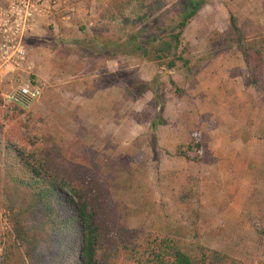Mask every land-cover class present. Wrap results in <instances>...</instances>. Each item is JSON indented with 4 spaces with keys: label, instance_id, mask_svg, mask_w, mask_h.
Returning a JSON list of instances; mask_svg holds the SVG:
<instances>
[{
    "label": "rangeland",
    "instance_id": "obj_1",
    "mask_svg": "<svg viewBox=\"0 0 264 264\" xmlns=\"http://www.w3.org/2000/svg\"><path fill=\"white\" fill-rule=\"evenodd\" d=\"M109 1L0 0V25L6 29L16 14L30 16L25 60L0 66L2 114L16 105L40 118L49 133L62 134L67 159L94 166L119 227L177 232L239 261L258 259L264 77L261 90L250 87L239 76L246 70L238 48L222 35L229 15L246 37L263 35L264 0H211L182 35L190 49L188 70L173 72L120 54L141 29L148 35L157 27L171 30L185 0H135L121 17L103 20ZM147 6L161 10L150 16ZM106 27L110 32L103 36H123L108 49L97 41ZM114 53L117 57L106 58ZM148 84L153 90L159 85L160 99L150 89L140 92ZM26 85L39 88V98L14 103L13 92ZM198 137V163L174 156L176 145ZM7 229L0 210V232Z\"/></svg>",
    "mask_w": 264,
    "mask_h": 264
},
{
    "label": "trees",
    "instance_id": "obj_2",
    "mask_svg": "<svg viewBox=\"0 0 264 264\" xmlns=\"http://www.w3.org/2000/svg\"><path fill=\"white\" fill-rule=\"evenodd\" d=\"M134 1L110 0L102 19L121 17ZM210 1L185 0L180 21L171 19V30L157 27L155 34L148 35L141 29L133 35V45L124 47L120 55L149 63L162 72L188 70L190 49L182 45V35ZM146 9L153 16L161 7ZM107 32L106 27L97 37L104 49L123 38L103 36ZM222 36L240 52L246 71L239 76L253 89L261 90L264 34L246 37L229 15L228 32ZM117 54H107L106 58ZM151 86L143 85L140 92L150 89L155 99H160L163 93L159 85L155 90ZM27 114L16 105L6 116L0 109V210L6 213L8 224V229L0 232V264H264V216L256 229L261 255L249 263L188 242L177 232L119 227L108 189L94 166L86 161L70 162L63 154L62 134L49 133L40 118ZM21 116L26 117L24 122ZM201 148L198 137L176 145L174 156L198 163Z\"/></svg>",
    "mask_w": 264,
    "mask_h": 264
},
{
    "label": "built area",
    "instance_id": "obj_3",
    "mask_svg": "<svg viewBox=\"0 0 264 264\" xmlns=\"http://www.w3.org/2000/svg\"><path fill=\"white\" fill-rule=\"evenodd\" d=\"M24 2L22 1L19 4L24 6ZM16 15L18 18L14 19V25L11 28L8 27L9 29H6V24L0 25V66L5 64L8 66L17 65L25 60L23 38L25 25L30 16L27 11L23 12V15L20 13ZM40 93L39 88H30L26 85L15 90L11 99L18 104L30 103L34 99L39 98Z\"/></svg>",
    "mask_w": 264,
    "mask_h": 264
},
{
    "label": "crops",
    "instance_id": "obj_4",
    "mask_svg": "<svg viewBox=\"0 0 264 264\" xmlns=\"http://www.w3.org/2000/svg\"><path fill=\"white\" fill-rule=\"evenodd\" d=\"M203 10H205V7L199 12V14H198V16H197L198 19L200 18L201 13H202ZM194 21H197V20H193V21L187 26L186 30H185L183 33H186V31L190 28V26L193 24ZM196 28H200V27L196 26ZM190 29H191V28H190ZM174 151H175V148H174Z\"/></svg>",
    "mask_w": 264,
    "mask_h": 264
}]
</instances>
